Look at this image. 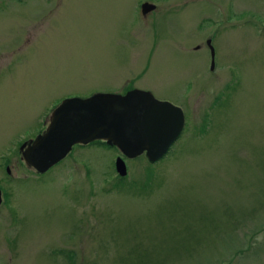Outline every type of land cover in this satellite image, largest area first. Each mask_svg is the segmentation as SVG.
I'll list each match as a JSON object with an SVG mask.
<instances>
[{
  "label": "rangeland",
  "instance_id": "rangeland-1",
  "mask_svg": "<svg viewBox=\"0 0 264 264\" xmlns=\"http://www.w3.org/2000/svg\"><path fill=\"white\" fill-rule=\"evenodd\" d=\"M4 2L0 264H264V0ZM130 88L187 117L164 160L119 181L117 149L77 145L7 175L63 101Z\"/></svg>",
  "mask_w": 264,
  "mask_h": 264
},
{
  "label": "water",
  "instance_id": "water-1",
  "mask_svg": "<svg viewBox=\"0 0 264 264\" xmlns=\"http://www.w3.org/2000/svg\"><path fill=\"white\" fill-rule=\"evenodd\" d=\"M155 9L156 6L149 3L142 5L144 16ZM209 45L214 69L215 51L211 41ZM134 98H141L144 104L135 120L138 123L135 130L144 136V140L137 143L126 140L131 131L135 132L128 117ZM185 123V114L180 107L159 101L151 92L143 90L135 89L126 95L96 94L86 99H67L54 111L46 131L36 137L23 157L27 165L45 173L63 161L75 145L105 140L128 158H137L146 152L149 161L156 163L177 142ZM116 167L121 177L127 176V166L122 158H118Z\"/></svg>",
  "mask_w": 264,
  "mask_h": 264
},
{
  "label": "flooded vegetation",
  "instance_id": "flooded-vegetation-1",
  "mask_svg": "<svg viewBox=\"0 0 264 264\" xmlns=\"http://www.w3.org/2000/svg\"><path fill=\"white\" fill-rule=\"evenodd\" d=\"M7 3L4 2V0L1 1L0 3V11L4 9V6L6 5ZM128 92V91H127ZM124 93L122 95H126L127 94ZM133 104V106L129 109V112H128V117L130 119V126L135 130L138 123L135 121L138 119V115H140V108L144 106L143 103V100L141 98H134L131 102ZM138 103H141V104H138ZM211 116V113H209V117ZM187 117H186V127L185 129L187 128ZM136 132V130H135ZM134 131H131L129 133V136H128V141H130L131 143H137L139 140H144V136L142 134H140L139 132H136L135 133ZM36 137L34 136L32 139L31 138H28V139H25L24 141H22L21 144H19V149L16 151V148H15V152L13 153V155H11V157L8 159V162L7 164L5 165L4 167V170H9L7 172V175H10L12 172H11V163L13 164V162L19 164V165H22L23 168H26V171L30 172L32 175H41L39 174L34 167H31L29 165H27L24 157H23V153L28 149V147L30 146V144H32V141L35 139ZM106 143V142H104ZM22 147H24V149H22ZM145 155V154H143ZM17 157V158H16ZM16 158V159H14ZM35 158V157H34ZM2 168V167H1ZM11 176V175H10ZM8 176V177H10ZM119 181H123L122 179H118ZM3 182H8L9 180L8 179H4L2 180ZM4 188H6V186L2 185ZM1 187V186H0ZM0 196L2 197V203L0 205V214H1V211L3 209V207H9V215L12 217V219H15V215L17 216V213H15L16 211V208L14 207V205H10L8 203V201H11L12 202V194L9 193V191H4L0 188ZM13 204V203H12ZM18 218V217H17Z\"/></svg>",
  "mask_w": 264,
  "mask_h": 264
}]
</instances>
